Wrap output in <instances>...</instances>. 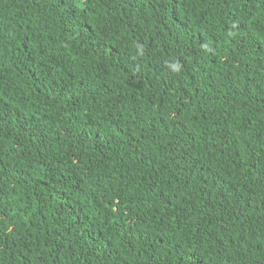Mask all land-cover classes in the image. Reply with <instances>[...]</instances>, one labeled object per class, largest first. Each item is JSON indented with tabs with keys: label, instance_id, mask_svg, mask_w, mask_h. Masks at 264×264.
Instances as JSON below:
<instances>
[{
	"label": "trees",
	"instance_id": "1",
	"mask_svg": "<svg viewBox=\"0 0 264 264\" xmlns=\"http://www.w3.org/2000/svg\"><path fill=\"white\" fill-rule=\"evenodd\" d=\"M0 264H264V0H0Z\"/></svg>",
	"mask_w": 264,
	"mask_h": 264
}]
</instances>
